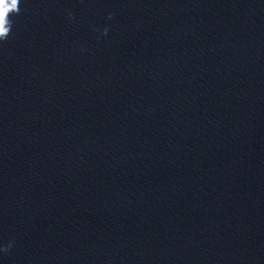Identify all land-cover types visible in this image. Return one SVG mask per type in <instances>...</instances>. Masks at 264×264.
I'll use <instances>...</instances> for the list:
<instances>
[{"label": "clouds", "instance_id": "9594fccd", "mask_svg": "<svg viewBox=\"0 0 264 264\" xmlns=\"http://www.w3.org/2000/svg\"><path fill=\"white\" fill-rule=\"evenodd\" d=\"M20 0H0V40H6L11 29L10 13H19ZM110 18V17H109ZM107 34V29L104 30Z\"/></svg>", "mask_w": 264, "mask_h": 264}]
</instances>
